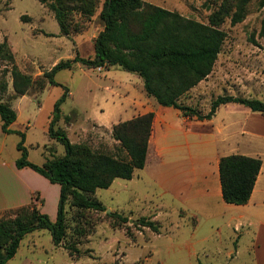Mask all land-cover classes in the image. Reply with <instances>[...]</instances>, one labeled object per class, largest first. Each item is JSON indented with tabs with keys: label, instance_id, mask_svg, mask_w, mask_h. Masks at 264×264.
I'll return each mask as SVG.
<instances>
[{
	"label": "rangeland",
	"instance_id": "rangeland-1",
	"mask_svg": "<svg viewBox=\"0 0 264 264\" xmlns=\"http://www.w3.org/2000/svg\"><path fill=\"white\" fill-rule=\"evenodd\" d=\"M144 1L203 24H209L211 16L225 2ZM263 20L264 0H249L242 22L233 25L229 17L219 26L225 32V40L215 67L195 90L181 98L180 104L192 106L205 115L220 96L264 102V38L260 35ZM85 27L80 34L61 37L54 14L39 1L0 0V43L7 39L20 71L38 80L29 95L17 97L9 68L0 62V80L4 78L8 84L2 100L20 115L15 127L25 133V146L34 163L65 155L64 145L49 132L55 105L63 97L62 118L55 129L66 130L72 143L86 142L94 149L105 151H113L118 142L113 139L112 128L99 127L96 122L104 119L103 123L111 127L131 120L137 106L129 100V89H133L135 97L146 100L137 87L139 76L118 67L91 68L80 62L73 70L59 71L55 86L47 85L44 79L47 87L40 91L44 72L61 60L74 59L77 55L84 59L95 58L93 44L104 25L97 14ZM147 98L152 103V98ZM67 116L71 118L69 122L65 121ZM1 126L0 117V149L3 139L7 138L5 156L12 148L9 140L20 141V137L6 136ZM150 155L149 166L152 167V151ZM152 193L158 195L160 190L152 186L147 171L136 170L132 181L117 179L110 188L96 192L95 196L106 210L85 213L90 231L79 245V258L69 256L63 246L56 245L49 230L36 229L22 239L16 256L8 264H236L226 255L232 239L234 247L236 245L231 233L224 236L222 245L217 241L198 245L196 254L189 259L182 245L193 230L184 222H176L179 216L161 218L160 223L153 221L152 210L156 203H152ZM118 215L127 222L118 219ZM143 218L153 221L158 230L143 226ZM70 226L74 227L75 222Z\"/></svg>",
	"mask_w": 264,
	"mask_h": 264
},
{
	"label": "trees",
	"instance_id": "trees-1",
	"mask_svg": "<svg viewBox=\"0 0 264 264\" xmlns=\"http://www.w3.org/2000/svg\"><path fill=\"white\" fill-rule=\"evenodd\" d=\"M37 1L54 14L61 37L69 38L84 32L85 24L97 14L104 25L94 41L95 58L84 59L77 55L74 59L61 60L50 71L44 72L40 91L45 90L48 84L57 85V73L64 69L73 70L80 62L91 68L118 67L139 76L147 97L164 107L179 109L185 117L211 120L218 108L228 103L239 104L264 115V102L257 99L220 96L212 102L210 111L205 115L179 102L212 73L225 40V32L219 26L229 17L233 25L242 22L249 0H225L211 16L209 24L188 19L144 0ZM260 35L264 38V20ZM0 62L6 63L9 68L15 96L29 95L37 86L38 80L18 68L7 39L0 43ZM7 88V81L2 78L1 127L4 133H17L21 137L17 145L21 152L17 167L33 169L52 183L59 184L61 191L56 221H52L36 204L0 214V264H8L16 256L22 239L36 229L49 230L56 245L63 246L69 256L79 258V245L90 231L85 213L106 210L95 196L97 190L110 188L117 179L132 180L136 170L145 168L154 114L147 113L115 124L112 136L118 146L113 151L94 149L86 142L72 143L66 130L55 129L62 118L60 106L65 100L63 97L55 105L49 132L51 137L64 145L65 155L39 166L28 158L25 134L10 129L17 120V112L11 104L2 100ZM70 120L69 116L65 117L66 122ZM262 164L260 158L244 155L221 159L220 180L226 203H248ZM34 200H38V196H34ZM117 217L127 222L126 218ZM73 222L75 226L71 227ZM141 223L153 231L158 230L152 221L143 218Z\"/></svg>",
	"mask_w": 264,
	"mask_h": 264
},
{
	"label": "crops",
	"instance_id": "crops-1",
	"mask_svg": "<svg viewBox=\"0 0 264 264\" xmlns=\"http://www.w3.org/2000/svg\"><path fill=\"white\" fill-rule=\"evenodd\" d=\"M137 87L146 100L135 97L133 89L128 90L130 102L137 106L132 119L154 114L147 163L142 169L152 178V186L160 190L158 195L152 193V203H156L152 220L160 223L161 218L179 216L176 222H184L193 230L182 245L189 259L196 254L198 245L210 241L222 245L224 236L231 233L236 244L234 247L232 239L226 251L231 261L264 264V115L228 103L220 106L211 120L185 117L177 108L164 107L153 99L151 103L140 77ZM19 116L17 113V120L10 126L12 131L21 132L15 127ZM103 120L96 122L99 127L115 125L108 127ZM4 134L20 137L17 133ZM6 141L4 138L0 149V214L36 204L56 221L60 185L51 183L31 168L17 167L21 156L17 138L9 140L12 148L3 156ZM151 151L152 167L149 166ZM230 155L263 161L250 200L244 205L229 204L223 198L220 161ZM47 161L34 164L42 166ZM34 196H38V200H34Z\"/></svg>",
	"mask_w": 264,
	"mask_h": 264
},
{
	"label": "built area",
	"instance_id": "built-area-1",
	"mask_svg": "<svg viewBox=\"0 0 264 264\" xmlns=\"http://www.w3.org/2000/svg\"><path fill=\"white\" fill-rule=\"evenodd\" d=\"M100 69H102V68H100Z\"/></svg>",
	"mask_w": 264,
	"mask_h": 264
}]
</instances>
